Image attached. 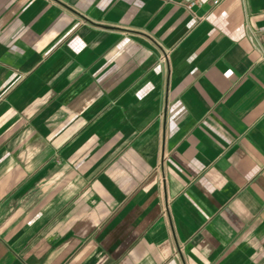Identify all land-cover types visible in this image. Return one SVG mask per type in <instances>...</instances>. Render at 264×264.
<instances>
[{"label":"crops","instance_id":"1","mask_svg":"<svg viewBox=\"0 0 264 264\" xmlns=\"http://www.w3.org/2000/svg\"><path fill=\"white\" fill-rule=\"evenodd\" d=\"M0 0V264H264V0Z\"/></svg>","mask_w":264,"mask_h":264},{"label":"built area","instance_id":"2","mask_svg":"<svg viewBox=\"0 0 264 264\" xmlns=\"http://www.w3.org/2000/svg\"><path fill=\"white\" fill-rule=\"evenodd\" d=\"M201 2H202V0H191L189 5L187 6V8H190V7L194 6V5H200ZM218 2H219V0H211V3L213 5L218 4Z\"/></svg>","mask_w":264,"mask_h":264}]
</instances>
